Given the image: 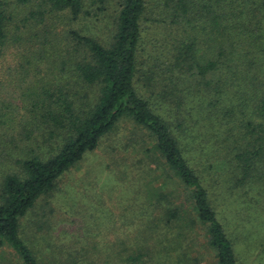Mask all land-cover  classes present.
<instances>
[{
  "label": "trees",
  "instance_id": "obj_1",
  "mask_svg": "<svg viewBox=\"0 0 264 264\" xmlns=\"http://www.w3.org/2000/svg\"><path fill=\"white\" fill-rule=\"evenodd\" d=\"M124 122L161 178L131 236L45 256L24 221ZM0 173V264H239L223 208L264 200V0H0Z\"/></svg>",
  "mask_w": 264,
  "mask_h": 264
},
{
  "label": "rangeland",
  "instance_id": "obj_2",
  "mask_svg": "<svg viewBox=\"0 0 264 264\" xmlns=\"http://www.w3.org/2000/svg\"><path fill=\"white\" fill-rule=\"evenodd\" d=\"M131 130L132 125L124 122L103 138L95 151L61 177L55 192L24 221L25 238L36 233L35 224L46 222L44 231L35 234L45 240V256L53 255L56 247L68 250L72 241L109 247L114 240L131 236L128 230L136 225L127 226L130 206H141L138 195L145 181L154 185L161 182L153 170L145 177L144 166L150 159L141 148V139L131 136ZM255 202L248 207L238 197L237 202L223 208L225 219L238 226L235 248L239 264H264V200ZM203 264H215V260L207 256Z\"/></svg>",
  "mask_w": 264,
  "mask_h": 264
}]
</instances>
